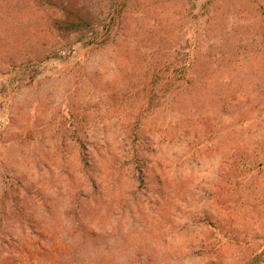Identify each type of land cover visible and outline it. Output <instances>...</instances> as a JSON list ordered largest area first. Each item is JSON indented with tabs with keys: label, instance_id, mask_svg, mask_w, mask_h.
I'll return each instance as SVG.
<instances>
[{
	"label": "rangeland",
	"instance_id": "obj_1",
	"mask_svg": "<svg viewBox=\"0 0 264 264\" xmlns=\"http://www.w3.org/2000/svg\"><path fill=\"white\" fill-rule=\"evenodd\" d=\"M0 264H264V0H0Z\"/></svg>",
	"mask_w": 264,
	"mask_h": 264
}]
</instances>
